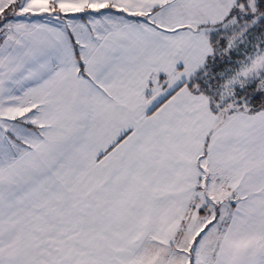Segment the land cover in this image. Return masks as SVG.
Returning a JSON list of instances; mask_svg holds the SVG:
<instances>
[{"label":"snow or ice","instance_id":"obj_1","mask_svg":"<svg viewBox=\"0 0 264 264\" xmlns=\"http://www.w3.org/2000/svg\"><path fill=\"white\" fill-rule=\"evenodd\" d=\"M0 264H264V0H0Z\"/></svg>","mask_w":264,"mask_h":264}]
</instances>
